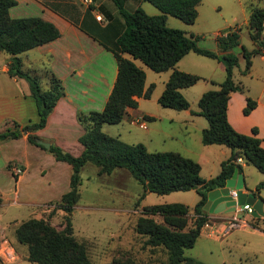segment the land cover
<instances>
[{
	"label": "trees",
	"instance_id": "trees-1",
	"mask_svg": "<svg viewBox=\"0 0 264 264\" xmlns=\"http://www.w3.org/2000/svg\"><path fill=\"white\" fill-rule=\"evenodd\" d=\"M110 1L123 20L122 32L107 48L117 64L112 90L102 110L77 114L84 128V133L79 137L83 146L79 156L53 143L47 149L57 161L66 162L72 167L70 188L56 204L58 209L66 212L65 225L59 229L46 218L31 217L14 227L15 241L22 246L24 256L31 264H92L87 247L75 237L71 222V212L80 199L81 168L86 163H92L98 167L99 174H110L116 168L127 169L142 185L143 192L139 200L145 197L146 192L164 195L174 191L195 190L200 199L192 208L183 203L143 206L142 215L137 218L134 228L138 234L147 237V245L166 251V264H208L184 254L185 249L194 246L201 228L207 222V212L203 210L207 192L224 186L235 168L242 169L238 158L264 174V148L256 136L257 128H252V134H243L237 132L227 119L230 93L243 90V86L233 77V70L239 60L233 49L240 44V27L219 32L215 38L219 52H215L199 46L200 35L187 34L182 29L169 27L166 22L167 16L172 15L186 24L194 23L201 0H144L159 9L160 13L155 15L147 14L139 6L129 11L125 7L126 0ZM16 3V0H0V51L10 56L9 75L23 77L29 83L39 119L24 125L8 121L9 126L0 132V141L26 134L31 144L46 149L36 143L39 137L35 131L45 126L49 114L64 94L63 85L54 74L47 73L48 88L43 89L37 76L22 70L20 54L56 39L60 33L53 23L37 16L11 17L9 9ZM246 26L254 47L250 50L242 47L243 74L250 71L253 56L264 54V7L254 5L250 9ZM191 51L215 58L225 67V78L219 83V89L203 92L198 100L197 113L208 121V126L201 132V142L204 145H224L231 151L230 156L221 162L220 172L209 179L201 176L198 162L179 152L148 151L142 143L124 142L118 137L107 135L101 128L104 123H119L127 108L136 107L138 97L149 98L154 88V84L144 87V70L126 58L124 53L139 59L155 72L171 69L157 101L163 107L183 110L189 107V102L180 89L193 85L201 77L180 71L175 65ZM255 105L256 101L247 97L243 113L248 114ZM10 167L11 163L7 169ZM263 187L264 180L256 185V190ZM191 210L193 220L189 223ZM152 216H160L161 221H156ZM250 224L259 228L255 221ZM114 264L136 263L125 259L115 260Z\"/></svg>",
	"mask_w": 264,
	"mask_h": 264
},
{
	"label": "crops",
	"instance_id": "crops-1",
	"mask_svg": "<svg viewBox=\"0 0 264 264\" xmlns=\"http://www.w3.org/2000/svg\"><path fill=\"white\" fill-rule=\"evenodd\" d=\"M16 2V5L9 9L11 17L37 16L53 23L60 33L56 39L20 54L22 66L25 62L30 64V67L35 66V63L40 64L45 74L52 73L60 79L64 90L63 96L58 99L49 114L45 126L35 131V134L40 139L48 141L50 144L53 143L74 156H79L83 151L79 137L84 133V128L78 121L77 114L102 110L112 90L117 75V64L112 52L107 48L112 46L118 34L123 30L122 17L110 0H94L96 5L90 9L88 7L78 8L74 0H16ZM144 2L148 1L126 0L125 7L130 5L129 11L138 6L144 9ZM146 8L144 10L149 14H159L148 6ZM97 16H101V19L99 20ZM247 20L246 18L243 21L244 24H247ZM166 22L169 27L180 28L187 34L193 33L190 28L194 23L186 24L190 27L183 26L174 20L172 15L167 16ZM238 26L236 25L231 30L238 28ZM250 42V47H245L249 50L254 47L251 38ZM199 46L219 52L216 40L210 45L199 42ZM242 47L244 45L240 41V44L233 49V53L239 59L238 74L235 75L233 70V77L236 82L242 83L243 90L230 93L227 101V119L237 132L243 134H252V128L256 127V136L261 140V146L264 148V54L253 56L250 71L243 74L241 72L244 67V59L241 54ZM0 53L3 52L0 51ZM0 55H3L0 56L1 132L9 126L8 121H17L21 125L33 123L38 121L39 114L35 99L31 95L29 83L23 77L9 75L10 56L6 53ZM123 55L133 60L138 66L137 59H133L127 53ZM140 68L142 67L140 66ZM175 68L201 77L193 85L180 89V92L189 102L187 109L175 110L147 104V101L151 99L158 103V97L165 86L159 88L154 94L156 83L148 82V71L142 68L146 76L144 87L147 88L150 84H154L151 96L149 98L138 97L137 106L127 108L119 123H126V130H130L136 125L139 126L137 121L140 118L144 119L146 128L142 129L145 130L144 139H146H138V143L144 144L148 151H175L195 160L200 165L201 176L209 179L220 172L221 162L230 156L231 151L228 147L218 144H202L203 146L196 147L197 150L192 147V143H194L192 140L201 141V132L208 126V121L204 116L197 113L199 107L192 105L193 101L191 100L193 99H190L189 96L193 95L194 100L198 103L203 92L218 90L219 83L225 78V67L221 61L215 58L191 51L176 63ZM31 70L34 71L33 68ZM171 72L172 70L169 69L156 73L161 75L165 73L161 78V83L165 85ZM200 81H204L203 84ZM46 84L48 86V77H46ZM193 86L195 88H191ZM247 97L254 99L256 105L248 114H244L243 109ZM162 120L166 121V127L159 126ZM101 128L105 129L104 125ZM107 135L110 134L107 133ZM167 139L175 141L180 149L165 148L164 143ZM149 144L153 149H148ZM0 147L16 148L15 152H17L14 156L5 159L7 165L11 163V169L5 170L4 175L0 174V197L2 199L0 203V239H2L6 238V225H16L20 222L12 215L4 219L2 214L4 209L7 210L8 207L20 205H27L35 209L36 206L59 201L61 196L70 188L72 167L66 162L57 161L47 149L31 144L27 140L26 134L15 139L0 141ZM238 162L242 169H235L243 179L242 193L253 194L256 198L261 199L264 204V187L256 190V185L264 180V174L259 171L260 174L254 179L253 176L256 174H254L251 164H247L241 158H238ZM203 163L207 166L211 164L207 168L209 169L207 175L202 174ZM14 166L21 167L23 173L16 176L13 173ZM114 171L115 169L112 172ZM9 172H12L10 179H14L16 184L13 191L8 187L7 175ZM37 185L43 190L42 192L34 191ZM198 197L200 199L199 195ZM244 204L249 205L248 202ZM35 211L32 210L31 214H34ZM42 211L48 210L43 209ZM205 211L208 219L201 228L196 242L198 239L219 240L222 237L227 238L234 233L233 231H253V233L257 232L259 236L264 238L263 216L254 217L248 214L244 216L246 224L228 229L229 219L235 215V212ZM252 221L256 223L259 221V224L257 223L259 228L253 227L250 224ZM12 240L15 243L12 245L15 252L23 249L16 243L13 234ZM0 264L2 263L0 262Z\"/></svg>",
	"mask_w": 264,
	"mask_h": 264
},
{
	"label": "rangeland",
	"instance_id": "rangeland-1",
	"mask_svg": "<svg viewBox=\"0 0 264 264\" xmlns=\"http://www.w3.org/2000/svg\"><path fill=\"white\" fill-rule=\"evenodd\" d=\"M74 1L78 8H89L96 5L94 0ZM254 5L263 7L264 2L263 0H202L198 6L199 15L190 29L194 34L201 36L199 42L210 45L215 40L217 33L239 25L240 41L244 47L248 48L251 44L249 31L243 21L246 18L248 19L250 9ZM147 6L157 11V13H160L154 5L149 2H144V9H147ZM127 9H131L130 5H128ZM173 18L183 24V26H188L179 18L174 16ZM136 62L138 63V67L141 66L148 71V82L156 83L154 94L159 88L165 86L164 83H161V78L165 73H162V75L156 73L138 59ZM21 68L23 71L39 77L43 89L48 88L46 84L47 76L40 64L35 63V66L30 67V64L25 62ZM238 68V66L234 68L235 75L238 74ZM203 82L200 81L202 84ZM238 83L242 85L241 82ZM191 88L195 87L193 86ZM190 90L192 91L193 89ZM193 97V95L189 96L190 99H193L191 100L193 101L192 105L198 107V103ZM147 104L159 106V108L161 106L153 99L147 101ZM103 125L105 129H102V131L104 133L118 137L124 142L138 143V139H144L145 130L138 125L132 127L130 130H126V123H104ZM160 125L166 127V121L162 120ZM192 141L194 142L192 143V147L195 150H197V146H203L200 140ZM164 147L167 149H180V146L175 144V141L171 139L166 140ZM148 149H153V147L149 144ZM15 150L16 148L0 147L1 175H4L3 172L7 170V162H5V159L14 156L17 153ZM208 166L204 163L202 164L203 175L209 173ZM251 168L254 170V174H256L253 176L255 179L260 172L253 165H251ZM97 169L98 167L92 163H87L81 168V184L79 186L80 199L71 212L73 233L79 241L86 245L92 264H114L115 260L125 259H131L136 264H166V251L161 247H152L145 243L147 237L135 231L134 226L136 220L142 215V207L145 205L185 203L193 207L199 200L196 191H174L164 195L146 192L145 197L139 200V196L143 192L142 185L127 169L116 168L110 174H99ZM11 173L9 172L7 178L9 181L8 187L13 191L16 184L14 179H10ZM34 191L42 192L43 190L37 185ZM57 202L36 206L35 209L27 205L8 207L2 213L3 218L7 219L12 215L20 222L31 217L46 218L52 225L60 229L65 225L66 212L58 210L56 207ZM43 209H47L48 211L44 212L42 211ZM32 210H36L34 214H31ZM248 214V212L244 211L238 213V217L242 218ZM152 217L158 222L161 221L160 216ZM192 220L193 212L191 210L189 223ZM257 223L259 224V221ZM16 225H6L7 233L4 239H7L11 246L15 244L12 240V234L14 236V227ZM233 232L227 238L222 237L219 240L198 239L193 247L184 250V254L208 264H264V238L259 236L257 232L253 233V231ZM23 247L26 248V246ZM16 251L12 255L10 254V257H0V262L2 264H31L26 259V256H24V249Z\"/></svg>",
	"mask_w": 264,
	"mask_h": 264
},
{
	"label": "water",
	"instance_id": "water-1",
	"mask_svg": "<svg viewBox=\"0 0 264 264\" xmlns=\"http://www.w3.org/2000/svg\"><path fill=\"white\" fill-rule=\"evenodd\" d=\"M36 143L44 146L46 149L50 147V142L44 141L40 138L36 139ZM243 186V179L241 175H238L237 169H235L230 176L226 179L223 187H218L207 192V201L204 204V210L210 212H234L236 205H243L248 202L252 206L251 215L254 217H264V204L261 199L256 198L253 194L242 193L241 188ZM230 190H236L237 196L233 199L229 192Z\"/></svg>",
	"mask_w": 264,
	"mask_h": 264
},
{
	"label": "built area",
	"instance_id": "built-area-1",
	"mask_svg": "<svg viewBox=\"0 0 264 264\" xmlns=\"http://www.w3.org/2000/svg\"><path fill=\"white\" fill-rule=\"evenodd\" d=\"M97 18L100 20L101 16H97ZM137 122L139 123V126L141 128H146V123H145L144 119L142 120V118H140V120H138ZM13 173L16 176H18V175L23 173V169L21 167L14 166L13 167ZM229 194L233 199H235L237 196L236 190H230ZM244 211L251 214L252 207L248 204H244L242 206L236 205V209L234 211L235 215L229 219L228 229L236 228L240 225L246 224V220L244 219V217H242V218L238 217V213H241ZM14 252L15 251H14L13 247L9 244L7 239H4V238L0 239V257H8V256L10 257V254L12 255V253H14Z\"/></svg>",
	"mask_w": 264,
	"mask_h": 264
}]
</instances>
